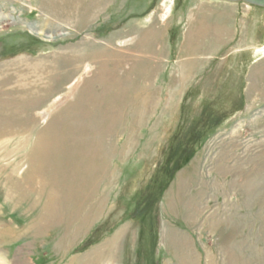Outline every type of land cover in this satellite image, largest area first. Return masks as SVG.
<instances>
[{
  "label": "rangeland",
  "instance_id": "rangeland-1",
  "mask_svg": "<svg viewBox=\"0 0 264 264\" xmlns=\"http://www.w3.org/2000/svg\"><path fill=\"white\" fill-rule=\"evenodd\" d=\"M6 4L0 258L264 264V9Z\"/></svg>",
  "mask_w": 264,
  "mask_h": 264
},
{
  "label": "bare ground",
  "instance_id": "bare-ground-1",
  "mask_svg": "<svg viewBox=\"0 0 264 264\" xmlns=\"http://www.w3.org/2000/svg\"><path fill=\"white\" fill-rule=\"evenodd\" d=\"M8 1L9 0H0V2H1V5H2V7H3V9H5L6 7H7V4L6 3H8ZM246 4V3H245ZM49 6V5H48ZM224 12H222V13H220V14H218V16H216V17H214V15H212V14H204L205 15V18H208V19H214L215 18V23L213 22V24H216L215 26V28H217V31L219 32V33H225V18L227 17V15H225V14H223ZM4 21V20H6V16H4L3 14H0V21ZM62 21V20H61ZM213 21V20H212ZM217 24H220V27L219 26H217ZM60 27V26H59ZM39 29V28H38ZM200 30L201 29H199V32H200ZM190 34H191V32H190ZM50 36V35H49ZM147 42V41H146ZM144 64V63H143ZM140 65H142V64H140ZM40 82V81H39ZM11 85V84H10ZM13 86V85H12ZM9 87V86H8ZM4 88V87H3ZM48 88H49V86H48ZM54 90V89H53ZM33 97V96H32ZM122 97V96H121ZM1 100H3V99H1ZM2 102V101H1ZM4 102V101H3ZM37 103V102H36ZM60 103V102H59ZM126 105V104H125ZM142 106V105H141ZM57 107V106H56ZM143 107V106H142ZM149 107V106H148ZM51 108V107H50ZM55 108V107H54ZM72 112V111H71ZM117 112V111H116ZM140 112V111H139ZM43 113V112H42ZM132 113V112H131ZM40 114V113H39ZM48 114V113H47ZM145 114V113H144ZM113 119V118H112ZM108 123V122H107ZM116 125V124H115ZM32 126V125H31ZM111 127V126H110ZM108 130V129H107ZM17 133V132H16ZM109 135V134H108ZM89 148V147H88ZM91 149V148H90ZM86 150V149H85ZM10 152V151H9ZM41 160V159H40ZM41 163V162H40ZM96 163V162H95ZM54 164V163H53ZM36 165V164H35ZM43 165V164H42ZM60 166V165H59ZM24 168V167H23ZM104 170V169H103ZM252 173V172H251ZM236 176H238V175H236ZM245 177V176H244ZM247 178V177H246ZM33 180V179H32ZM35 180V179H34ZM93 180V179H92ZM245 181V183L243 184V187L241 188L242 189V193L243 194H246L247 196H249V195H252V194H254L253 192H255L254 191V182L253 181H250L249 182V184L248 183H246V179L244 180ZM46 182V181H45ZM36 183H38V182H36ZM74 183V182H73ZM95 183V182H94ZM45 184V183H44ZM72 184V183H71ZM246 184H248V185H246ZM41 185V184H40ZM6 189V188H5ZM43 190H45L44 188H42ZM7 191V190H6ZM57 192V191H56ZM8 193V192H7ZM74 196V195H73ZM72 196V197H73ZM11 197V196H10ZM13 197V196H12ZM264 197V196H263ZM261 198L260 199V203H262V202H264V198ZM66 200H68V199H66ZM50 206V205H49ZM89 208V207H88ZM60 223V222H59ZM2 235H3V233H1ZM6 234V231H5V233H4V235ZM1 238V237H0ZM184 246V245H183ZM181 250V249H180ZM183 250V249H182ZM185 252V251H184ZM96 255V256H95ZM101 254H99V253H95V254H93V252L91 253V254H89L88 256L89 257H86V258H83V260H82V263H80V264H97L98 262H99V259H100V257L98 258L97 256H100ZM104 261V260H103ZM107 261V260H106ZM107 263V262H106ZM0 264H6L5 262H4V260L3 259H1L0 258ZM108 264V263H107Z\"/></svg>",
  "mask_w": 264,
  "mask_h": 264
},
{
  "label": "water",
  "instance_id": "water-1",
  "mask_svg": "<svg viewBox=\"0 0 264 264\" xmlns=\"http://www.w3.org/2000/svg\"><path fill=\"white\" fill-rule=\"evenodd\" d=\"M218 1H224L229 3H246L250 6L258 7L264 9V0H218Z\"/></svg>",
  "mask_w": 264,
  "mask_h": 264
}]
</instances>
